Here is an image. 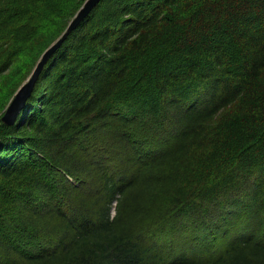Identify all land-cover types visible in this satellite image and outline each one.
<instances>
[{
	"label": "trees",
	"instance_id": "1",
	"mask_svg": "<svg viewBox=\"0 0 264 264\" xmlns=\"http://www.w3.org/2000/svg\"><path fill=\"white\" fill-rule=\"evenodd\" d=\"M84 0H0V108ZM0 118V264H264V0H98Z\"/></svg>",
	"mask_w": 264,
	"mask_h": 264
},
{
	"label": "water",
	"instance_id": "2",
	"mask_svg": "<svg viewBox=\"0 0 264 264\" xmlns=\"http://www.w3.org/2000/svg\"><path fill=\"white\" fill-rule=\"evenodd\" d=\"M96 1H98V0H88V4H87L86 8H84V2H83V4L79 8L77 13L73 17V19L70 20V22L68 23L66 29L62 32V34L43 51V53L41 54L40 58L38 59L36 65L34 66L28 80L26 82H24L23 84H21L18 87L17 91L15 92V96L12 99V101L10 102V104L6 110V111H8L10 109V113L8 116L3 117L2 121L6 122V123H13V121L16 120L20 111L23 109V107L25 105L24 100H25L26 94H28L29 91L31 90V88L34 84V80H35L37 74L41 71L43 63L45 62V60L48 58V56L57 47L60 46V44L65 39L67 34L77 25L79 20L81 18H83L88 13V11L91 9V7L94 5V3ZM82 8H83V10H82ZM18 102L21 104L18 105L17 104Z\"/></svg>",
	"mask_w": 264,
	"mask_h": 264
},
{
	"label": "snow or ice",
	"instance_id": "3",
	"mask_svg": "<svg viewBox=\"0 0 264 264\" xmlns=\"http://www.w3.org/2000/svg\"><path fill=\"white\" fill-rule=\"evenodd\" d=\"M87 4H88V0H84V8L87 7ZM82 10H83V8H82ZM9 113H10V109L8 111H6L5 109L0 108V118L8 116Z\"/></svg>",
	"mask_w": 264,
	"mask_h": 264
},
{
	"label": "rangeland",
	"instance_id": "4",
	"mask_svg": "<svg viewBox=\"0 0 264 264\" xmlns=\"http://www.w3.org/2000/svg\"><path fill=\"white\" fill-rule=\"evenodd\" d=\"M28 78H29V76H27L24 80H22V84H23L24 82H26V81L28 80ZM17 89H18V88H17ZM17 89H16V91H17ZM16 91H15V92H16ZM17 104L20 105L21 103L18 102Z\"/></svg>",
	"mask_w": 264,
	"mask_h": 264
},
{
	"label": "bare ground",
	"instance_id": "5",
	"mask_svg": "<svg viewBox=\"0 0 264 264\" xmlns=\"http://www.w3.org/2000/svg\"><path fill=\"white\" fill-rule=\"evenodd\" d=\"M30 77V76H29Z\"/></svg>",
	"mask_w": 264,
	"mask_h": 264
}]
</instances>
